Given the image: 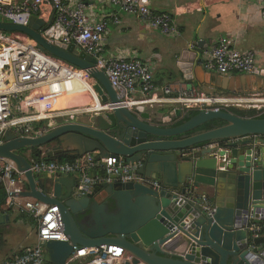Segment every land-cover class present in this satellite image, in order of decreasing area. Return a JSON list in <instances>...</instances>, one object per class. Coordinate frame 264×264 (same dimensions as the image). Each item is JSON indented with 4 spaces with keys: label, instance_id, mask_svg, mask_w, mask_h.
<instances>
[{
    "label": "water",
    "instance_id": "95a60500",
    "mask_svg": "<svg viewBox=\"0 0 264 264\" xmlns=\"http://www.w3.org/2000/svg\"><path fill=\"white\" fill-rule=\"evenodd\" d=\"M44 24H50L46 17H32L27 26L0 22V31L24 33L41 51L87 71L100 104L94 113L34 138L3 133L0 160L12 161L24 174L28 190L21 196L59 210L67 241L45 244L46 263L66 264L81 248L116 246L130 257L124 264H264V239L258 243L250 232L264 223V119L231 111L191 115L175 109L174 117L144 107L136 113L119 106L99 110L119 99L96 68L97 55L73 44L49 43L41 35ZM200 43L183 52L182 66L203 53ZM253 76L261 83L258 92H264V69ZM211 88L208 94H219L218 87ZM30 150H36V160L40 153L52 160L95 153L98 160L137 164V174L159 182L161 189L115 181L77 199V178L33 175L21 154Z\"/></svg>",
    "mask_w": 264,
    "mask_h": 264
},
{
    "label": "built area",
    "instance_id": "2783aa9c",
    "mask_svg": "<svg viewBox=\"0 0 264 264\" xmlns=\"http://www.w3.org/2000/svg\"><path fill=\"white\" fill-rule=\"evenodd\" d=\"M259 1H263L261 17L264 21V0ZM104 2L144 25L159 30L168 38L181 35L170 15L151 10L149 0H0V22L27 26L32 17H46L50 24L41 30V35L49 43L73 44L89 56L97 55L96 68L104 72L119 99L118 104H106L100 110L111 111L119 106L136 113L138 107L151 108L158 103L179 106L186 111H227L230 108L254 110L256 116L264 110V96L257 94L247 98L215 97L193 85L179 88L176 94H172L169 86L161 89L155 86L150 69L139 59L124 55L104 57L101 43L108 25L119 24L115 14L101 16L99 21L93 20L90 7ZM256 62L255 52L234 49L233 40L223 37L206 53L203 65L206 70L220 76L253 75L257 69ZM61 71L67 73V77L60 82L78 79L89 83L90 93L96 97L87 71L41 51L36 42L24 33L0 31V144L7 130L17 136L33 138L44 133L33 128V123L67 116L64 109L55 108V88L50 87ZM50 75L51 80L48 81ZM96 156L95 153H88L72 162L35 161L30 158V169L36 176H77L78 184L73 193L75 198H83L94 187L115 181L135 182L152 190L161 189L159 182L137 174V164H127L123 160H98ZM92 172L95 174L91 175ZM0 185L8 206L31 216L37 222L36 245L0 264H47L45 244L67 240L58 208L21 197L26 179L11 161L0 160ZM202 198L205 200V197ZM263 230L264 226H251L253 239L256 240ZM128 260L130 257H124L120 247L101 246L74 251L66 264H124Z\"/></svg>",
    "mask_w": 264,
    "mask_h": 264
},
{
    "label": "crops",
    "instance_id": "0c3cea01",
    "mask_svg": "<svg viewBox=\"0 0 264 264\" xmlns=\"http://www.w3.org/2000/svg\"><path fill=\"white\" fill-rule=\"evenodd\" d=\"M104 3L90 7L93 20L99 21L101 16L115 14L119 18V24L108 25V31L101 43L102 55L104 57L124 55L139 59L150 69L153 82L158 89L169 86L171 93L176 94L179 88L192 84L207 94L211 87H218L219 94H215L231 98H247L255 94H264V92H258L257 89L261 83H256L253 75L220 76L206 70L202 63L215 42L227 37L233 40L234 49L241 52H255L257 68L264 69V21L261 17L263 1L149 0L151 10L171 16L181 34L178 38H168L159 30L144 25L134 17L122 15L116 7L106 3L107 6H102ZM46 26L44 25L43 28ZM199 42H202L200 46L203 53L196 54L192 64L187 62L190 65L182 66L183 52L193 51L190 49L193 46L196 47ZM183 72H186L185 76L189 78L188 80L185 79ZM224 78L226 82H223ZM55 91L60 93L59 89ZM229 91L236 93L231 94ZM85 100L81 95L74 97L67 106L59 108L66 111V117H55L49 121L33 123L32 127L46 133L57 125L80 119L84 113L92 112L96 105L100 106L96 98L91 100L92 104ZM56 103L55 100L54 105ZM176 108L158 103L151 108L146 107L144 111L171 113L175 117ZM183 114H186V111ZM70 118H72L70 121H61V119ZM172 122V125H176L178 120L175 118ZM26 154L32 157L30 152ZM200 193L204 195L206 190L203 189ZM0 214L8 217V223L3 216L0 217V222H3L0 225V262H3L20 254L25 248L36 245L37 222L31 216L19 213L16 208H9L6 202L0 206ZM261 235L260 233L259 238Z\"/></svg>",
    "mask_w": 264,
    "mask_h": 264
},
{
    "label": "bare ground",
    "instance_id": "6f19581e",
    "mask_svg": "<svg viewBox=\"0 0 264 264\" xmlns=\"http://www.w3.org/2000/svg\"><path fill=\"white\" fill-rule=\"evenodd\" d=\"M67 77V73H65L64 71L59 72V74L57 75V78H54V81L51 82L50 86L51 88L54 87L55 89H60L63 88V91L65 93L66 96H68L67 98L64 99L62 108L65 107L64 105H68L69 102L75 97L77 96V94H87L89 95V97L91 98V100L93 98H96L95 96H93L90 93V89H89V83H86L84 81H80L78 79H74V81H69V82H60L61 79H65ZM51 80V75L49 76V80ZM70 82L76 84H69ZM55 104V103H54ZM95 107H100L98 105H96ZM88 110V109H87ZM91 110V109H90Z\"/></svg>",
    "mask_w": 264,
    "mask_h": 264
},
{
    "label": "clouds",
    "instance_id": "9594fccd",
    "mask_svg": "<svg viewBox=\"0 0 264 264\" xmlns=\"http://www.w3.org/2000/svg\"><path fill=\"white\" fill-rule=\"evenodd\" d=\"M171 17V16H170ZM172 19V18H171ZM9 33H13V32H9ZM32 39V38H31ZM37 44V43H36ZM49 55V54H48ZM53 57V56H52ZM55 58V57H54ZM60 60V59H59ZM72 66V65H71ZM74 67V66H73ZM76 68V67H75ZM78 69V68H77ZM81 70V69H80ZM246 75V74H245ZM90 76V75H89ZM90 78H91V76H90ZM91 81H92V88H93V84H94V81L92 80V78H91ZM190 85H192V84H190ZM94 90V89H93ZM94 93L96 94V92L94 91ZM207 94V93H206ZM208 95H211V94H208ZM256 95V94H255ZM257 95H260V96H264V94H257ZM211 96H215V97H227V98H231V97H228V96H218V94H214V95H211ZM237 98H239V97H237ZM241 98H243V97H241ZM96 99H97V101H98V97H97V94H96ZM173 107H176V106H173ZM176 109H180L182 112H185L186 110H184V109H181L179 106L176 108ZM233 109H236V108H230L229 110H227V111H231V112H233ZM95 110H96V107H95V109L92 111V112H88V113H94L95 112ZM100 110V109H99ZM237 110H239V109H237ZM103 111V110H102ZM199 111H204V110H189V111H186V112H189V113H192V112H196V113H198ZM213 111V110H212ZM219 111H222V110H219ZM239 111H249V110H239ZM262 112H264V110H262L261 112H260V115L262 114ZM234 113V112H233ZM235 115H236V113H234ZM259 115V116H260ZM259 116H250V117H259ZM72 118H74V117H72ZM7 131H10V130H7ZM12 132V131H11ZM3 136V135H2ZM24 137V136H23ZM27 138H31V137H27ZM34 138V137H33ZM26 153L27 152H30L31 154H32V157H31V159H33V160H35V161H37V160H44V153H40V154H37V160L35 159V158H33V155H34V152H33V150H30V151H25ZM22 155H24V153L22 152L21 153ZM38 155L40 156V158L38 157ZM97 155V154H96ZM83 156V155H82ZM24 157H26V159L28 160V162H30V157H29V155H24ZM77 158H80V157H76V159ZM96 158H97V156H96ZM56 160V159H55ZM55 160H51V161H55ZM12 162V161H11ZM59 162V161H58ZM17 167V166H16ZM31 168V167H30ZM31 170V169H30ZM19 171V170H18ZM32 172V171H31ZM34 175V174H33ZM91 175H93V172L91 173ZM35 177H39V176H36V175H34ZM44 177H50V176H47V175H43ZM69 177H75V178H77V183H76V186H77V184H78V177L77 176H69ZM142 177V176H141ZM27 182H26V185H25V188H24V191L23 192H26L27 190H28V188H27ZM1 186V185H0ZM2 187V186H1ZM95 188V187H94ZM3 189V188H2ZM76 189V188H75ZM22 192V193H23ZM22 193H21V195H22ZM20 195V196H21ZM4 197L6 198V196H5V194H4ZM22 197V196H21ZM23 198H27V197H23ZM27 199H33V198H27ZM77 199H80V198H77ZM34 200H36V199H34ZM182 200V199H181ZM36 201H38V200H36ZM182 201H184V200H182ZM39 202V201H38ZM6 203H7V201H6ZM41 203V202H40ZM43 204V203H42ZM43 205H45V204H43ZM7 206H8V204H7ZM48 206V205H47ZM9 207V206H8ZM9 208H11V207H9ZM11 209H13V208H11ZM18 210V209H17ZM18 212L19 213H21L19 210H18ZM21 214H24V213H21ZM26 216H28L27 214H25ZM260 226H264V225H260ZM67 241V240H66ZM50 242V241H49ZM26 249V248H25ZM44 249H45V247H44ZM9 259V258H8ZM46 262V261H45Z\"/></svg>",
    "mask_w": 264,
    "mask_h": 264
},
{
    "label": "trees",
    "instance_id": "16d2710c",
    "mask_svg": "<svg viewBox=\"0 0 264 264\" xmlns=\"http://www.w3.org/2000/svg\"><path fill=\"white\" fill-rule=\"evenodd\" d=\"M64 95H65V93H64ZM233 112L236 113V115L241 116V117H250V116H255L256 115V112L254 110L239 111L237 109H233ZM195 114H197V113L196 112H192L191 113V115H195ZM259 117L264 119V113L261 114ZM208 128H210V127H208ZM33 152H36V150H33ZM38 157L40 158L39 155H38ZM75 159H76V157H73V156H65V157L62 156L60 158H57L56 161H59V162H72ZM44 160L51 161L52 159L44 157ZM5 202H6V198L4 197V191H3L2 187L0 186V206L5 204ZM262 225H264V223ZM260 233L261 234L264 233V230L261 231ZM263 239H264L263 237L262 238H257L258 243L263 242Z\"/></svg>",
    "mask_w": 264,
    "mask_h": 264
},
{
    "label": "rangeland",
    "instance_id": "374dc122",
    "mask_svg": "<svg viewBox=\"0 0 264 264\" xmlns=\"http://www.w3.org/2000/svg\"><path fill=\"white\" fill-rule=\"evenodd\" d=\"M102 6H107V5L104 3V5H102ZM121 14L125 15L123 13H121ZM69 84H74V83L70 82ZM74 85H76V84H74ZM59 91H60V93H58V92L56 93V91L55 92L53 91V94H54L53 102L55 103V100L57 101L56 105H54L55 108H57V109L62 108L64 99L67 98V96L64 95L63 88H60ZM79 95H81L82 97H84L86 99L85 102H87V100H88L92 104L91 98L89 97V95H87V94H79ZM77 96H75V97H77ZM64 106H66V105H64ZM71 119L72 118H70V119H61V121H70ZM24 155H27V154L24 153ZM0 259H1V257H0ZM75 264H80V262H75Z\"/></svg>",
    "mask_w": 264,
    "mask_h": 264
},
{
    "label": "flooded vegetation",
    "instance_id": "af4514ba",
    "mask_svg": "<svg viewBox=\"0 0 264 264\" xmlns=\"http://www.w3.org/2000/svg\"><path fill=\"white\" fill-rule=\"evenodd\" d=\"M264 112H262V114H263Z\"/></svg>",
    "mask_w": 264,
    "mask_h": 264
}]
</instances>
